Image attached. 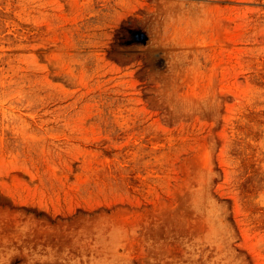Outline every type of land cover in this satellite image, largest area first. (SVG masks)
<instances>
[{"label":"rangeland","instance_id":"1","mask_svg":"<svg viewBox=\"0 0 264 264\" xmlns=\"http://www.w3.org/2000/svg\"><path fill=\"white\" fill-rule=\"evenodd\" d=\"M0 264H264V0H0Z\"/></svg>","mask_w":264,"mask_h":264}]
</instances>
